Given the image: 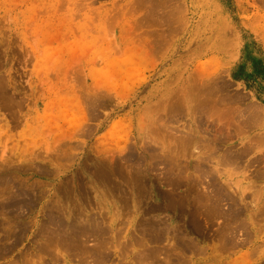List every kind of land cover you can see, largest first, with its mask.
Segmentation results:
<instances>
[{"label":"rangeland","instance_id":"1","mask_svg":"<svg viewBox=\"0 0 264 264\" xmlns=\"http://www.w3.org/2000/svg\"><path fill=\"white\" fill-rule=\"evenodd\" d=\"M0 264H264V0H0Z\"/></svg>","mask_w":264,"mask_h":264},{"label":"bare ground","instance_id":"2","mask_svg":"<svg viewBox=\"0 0 264 264\" xmlns=\"http://www.w3.org/2000/svg\"><path fill=\"white\" fill-rule=\"evenodd\" d=\"M51 217H53V216H51ZM53 220V219H52ZM56 221V220H55ZM52 223V222H51Z\"/></svg>","mask_w":264,"mask_h":264}]
</instances>
